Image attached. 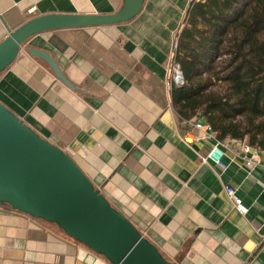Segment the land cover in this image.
I'll use <instances>...</instances> for the list:
<instances>
[{
  "label": "crops",
  "instance_id": "crops-1",
  "mask_svg": "<svg viewBox=\"0 0 264 264\" xmlns=\"http://www.w3.org/2000/svg\"><path fill=\"white\" fill-rule=\"evenodd\" d=\"M194 1L144 0L125 22L31 36L0 75V101L67 152L169 261L264 264V150L253 147L257 164L249 169L245 141L221 138L228 167L204 161L214 135L190 125L173 102L167 64ZM123 5L0 0V42L35 16L113 14ZM29 49L48 51L74 87ZM0 264L112 263L56 224L0 203Z\"/></svg>",
  "mask_w": 264,
  "mask_h": 264
},
{
  "label": "water",
  "instance_id": "water-1",
  "mask_svg": "<svg viewBox=\"0 0 264 264\" xmlns=\"http://www.w3.org/2000/svg\"><path fill=\"white\" fill-rule=\"evenodd\" d=\"M144 0H124L113 14L35 16L0 42V75L33 35L52 29L111 25L132 19ZM58 79L74 87L56 59L29 49ZM0 203L59 226L112 264H175L95 186L61 147L42 137L0 101Z\"/></svg>",
  "mask_w": 264,
  "mask_h": 264
},
{
  "label": "trees",
  "instance_id": "trees-1",
  "mask_svg": "<svg viewBox=\"0 0 264 264\" xmlns=\"http://www.w3.org/2000/svg\"><path fill=\"white\" fill-rule=\"evenodd\" d=\"M178 114L264 150V0H197L179 32Z\"/></svg>",
  "mask_w": 264,
  "mask_h": 264
},
{
  "label": "built area",
  "instance_id": "built-area-1",
  "mask_svg": "<svg viewBox=\"0 0 264 264\" xmlns=\"http://www.w3.org/2000/svg\"><path fill=\"white\" fill-rule=\"evenodd\" d=\"M176 47L177 43H175V48ZM167 73L168 79L172 83V85L182 86L185 84L186 80L183 70L180 64L176 61L175 57H170V59L168 60ZM188 123L199 131H202L204 136L214 135L215 144L213 145L209 153L205 157H202V159L204 161L209 159L214 164L218 165L219 167L225 170L228 165L224 161L225 152L222 148L224 145L223 140L217 136L213 126L208 122H204L199 116L189 119ZM185 140L190 143L192 137H190L189 139H186L185 137ZM241 149L245 153L243 158L246 166L249 169H252L257 164V155L254 154L253 147L245 142H242ZM261 184L264 186V180L261 182ZM225 191L227 197L233 203L234 207L241 213L246 214L249 210V207L244 204L242 198L237 195L235 189L229 185H225Z\"/></svg>",
  "mask_w": 264,
  "mask_h": 264
},
{
  "label": "rangeland",
  "instance_id": "rangeland-1",
  "mask_svg": "<svg viewBox=\"0 0 264 264\" xmlns=\"http://www.w3.org/2000/svg\"><path fill=\"white\" fill-rule=\"evenodd\" d=\"M183 27V26H182ZM178 41V40H177ZM177 41H176V43H177Z\"/></svg>",
  "mask_w": 264,
  "mask_h": 264
}]
</instances>
